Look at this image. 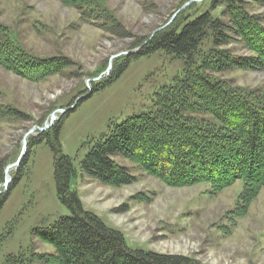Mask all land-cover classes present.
Listing matches in <instances>:
<instances>
[{
    "label": "rangeland",
    "instance_id": "obj_1",
    "mask_svg": "<svg viewBox=\"0 0 264 264\" xmlns=\"http://www.w3.org/2000/svg\"><path fill=\"white\" fill-rule=\"evenodd\" d=\"M192 1L94 0V9L85 12L70 0H0V25L15 45L37 58L69 60L66 67L55 68L40 80L0 65V165L6 177L0 193L8 192L23 168L0 211V264L9 256L47 264L34 256L55 255L40 234L71 212L58 198L55 156L44 138L61 120L62 152L76 169L72 189L84 210L120 231L130 248L200 264H264V189L240 216L242 181L218 194L209 184L171 187L136 163L116 157L136 182L112 187L80 168L111 124L154 110L160 90L185 73L183 60L156 53L132 60L118 80L104 83L170 21L181 14L193 18L211 8L212 0ZM84 2L77 6L85 7ZM245 3L251 15L264 20V6ZM223 10L213 15L228 23ZM232 40L221 48L231 60L255 57L242 39ZM217 76L233 87L264 94V69H233ZM31 141L38 145L31 148Z\"/></svg>",
    "mask_w": 264,
    "mask_h": 264
},
{
    "label": "trees",
    "instance_id": "obj_2",
    "mask_svg": "<svg viewBox=\"0 0 264 264\" xmlns=\"http://www.w3.org/2000/svg\"><path fill=\"white\" fill-rule=\"evenodd\" d=\"M74 1L80 2L70 3L74 5ZM84 1L85 7L76 3L77 9L92 11L94 0ZM248 1L264 6V0ZM246 4L245 0H212L211 8L196 17L189 15L187 19L181 14L167 28L150 36L141 52L126 59L105 84L118 80L132 60L156 53L183 60L187 68L172 85L160 90L154 110L109 126L108 133L95 142L81 162L83 173L103 185H131L136 178L114 160L120 157L171 187L209 184L218 194L242 181L237 209L240 216L247 214L264 189V94L233 87L217 76L233 69H264V20L251 15ZM220 8H224L222 14L229 18L228 23L213 15ZM233 36L242 39L255 57L231 60L229 52L221 48L230 45ZM68 63L65 57L43 59L27 54L0 25L1 66L24 78L40 80ZM61 130L62 120L44 139L55 156L58 198L71 215L40 234L41 240L54 248L55 255H35L39 262L200 264L185 257L132 249L120 231L84 210L78 193L72 189L76 169L62 152ZM29 145L32 148L38 143L31 141ZM4 170L0 165V186L5 183ZM19 171L8 192L0 193V211L23 176V168ZM7 260L6 264L31 263L25 256H9Z\"/></svg>",
    "mask_w": 264,
    "mask_h": 264
},
{
    "label": "water",
    "instance_id": "obj_3",
    "mask_svg": "<svg viewBox=\"0 0 264 264\" xmlns=\"http://www.w3.org/2000/svg\"><path fill=\"white\" fill-rule=\"evenodd\" d=\"M195 1H196V0H193L192 3L195 2ZM198 1H201V0H198ZM187 5H189V4H186L181 10H183ZM181 10H180V11H181ZM180 11H179V12H180ZM172 21H173V20H172ZM172 21H170L168 25L162 27V28L159 29V30H163V29L167 28V27L172 23ZM153 36H154V35H153ZM45 130H46V128L44 127V128H42V129H40L39 131L43 132V131H45ZM24 147H26V144H24Z\"/></svg>",
    "mask_w": 264,
    "mask_h": 264
}]
</instances>
